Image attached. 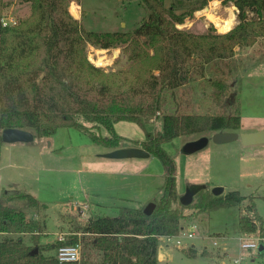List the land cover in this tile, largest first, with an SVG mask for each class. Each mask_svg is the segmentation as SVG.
Wrapping results in <instances>:
<instances>
[{
    "label": "trees",
    "instance_id": "obj_1",
    "mask_svg": "<svg viewBox=\"0 0 264 264\" xmlns=\"http://www.w3.org/2000/svg\"><path fill=\"white\" fill-rule=\"evenodd\" d=\"M26 1L30 12L16 24L0 22V129H26L42 138L61 127L76 128L113 150L121 147L123 138L115 123L128 120L145 126L148 117L159 113L162 130L148 134L142 147L161 159L165 184L161 197L153 199L156 206L150 215L144 212L145 206H121L117 215L91 216L64 242L56 240L55 247L48 244L52 250L61 244L82 243L77 233H89L92 237L83 243L81 259L75 262H60L54 253L46 254L48 250L36 235L31 244L26 243L23 234L39 230L40 222L27 218L23 210L2 208L0 264H159L160 237L179 234L185 228V214L175 206L179 200L176 162L162 144L182 135L241 128V104L234 105L228 98L230 64L237 46H252L264 37V0H228L237 8V23L224 33L212 24L204 33L177 26L209 0H171L169 6L164 0H140L149 10L148 18L133 30L114 32L84 29L70 11L74 0ZM5 7L0 0V20ZM71 10L74 13L73 5ZM90 45L120 48L128 65L117 69L96 65L89 58ZM209 71L213 75L206 78ZM200 77L211 86V97L226 108L233 106L232 112L166 110L169 91L174 95L177 88ZM81 119L97 129L87 128ZM102 127L107 136L102 135ZM19 196L30 206L40 205L31 194L21 192ZM247 198L239 190L214 195L207 186L192 203L181 204L211 212L240 205ZM249 199L252 202L245 210L255 216H240L239 233L264 236V221L251 195ZM181 250L192 258L208 254L194 246Z\"/></svg>",
    "mask_w": 264,
    "mask_h": 264
},
{
    "label": "rangeland",
    "instance_id": "obj_2",
    "mask_svg": "<svg viewBox=\"0 0 264 264\" xmlns=\"http://www.w3.org/2000/svg\"><path fill=\"white\" fill-rule=\"evenodd\" d=\"M4 2L6 7L3 16L12 15L19 18L30 12V4L26 0ZM73 2L79 7L80 21L84 29L89 31H130L138 27L149 15V10L140 0H74L70 4V11ZM164 2L169 6L171 0ZM76 8L73 5L74 13ZM231 13L235 15L236 22L232 26L234 27L237 23V9H234L232 3L228 0H209L205 7L194 12L192 18L187 17L184 23L177 26L195 33H204L212 24L217 32L224 33L227 31L222 30L217 21L227 19ZM88 53L96 65L106 69L128 65L120 48L100 49L90 45ZM117 59L119 60L116 61ZM230 66L233 68L228 77L231 84L228 98L234 105L238 102L241 104L242 126L237 132L264 129V37L259 38L252 46H237ZM212 75L209 71L205 77ZM206 78L200 77L177 88L174 95H171L172 98L169 91L167 96L170 102L165 105L166 110L215 114L222 109L232 112L233 106L226 108L211 97V86ZM83 123L89 129H97L92 123ZM114 127L123 137L121 147H142L143 141L148 139V134H156L162 130L163 117L159 113L150 116L146 119L145 126L125 120L115 123ZM101 133L107 136L104 127L101 128ZM212 134L213 132L182 135L162 144L177 166L179 200L175 202V206L185 214V219L182 220L184 229L194 225L195 235L193 238H184L182 247H177L166 237L160 239L159 244L164 247L160 251L161 255H164L161 264H264L262 250H241L238 245V237L242 234L239 233L240 216H255L254 212L245 210V206L252 202L250 195L255 202L257 213L264 221V144L245 145L240 139L224 143L211 140L207 146L195 152L182 151L185 142ZM33 141H41L46 152H53V167L66 165L70 168L77 163L78 169L81 168L77 173L57 170L45 172L40 186L38 185L42 201L38 206H29L27 199L18 198L12 203L7 202L4 194L10 180H20L26 160L22 158L17 165L14 161L22 157V149L13 147V157L6 155L0 162V209L8 206L23 210L27 215L35 213L38 221L46 224L47 234L36 235L39 243L40 238L49 240L44 245L48 250L46 254L53 253L48 247V244L55 241L53 232L64 229L68 225V218L71 219L68 222L76 227L91 216H115L121 206H144L149 201L161 197L163 193L165 167L155 155L141 158L105 157L103 153L108 150L103 145L92 141L85 131L70 127H61L53 135L35 137ZM1 144L4 146L7 143ZM60 146H65L64 152L56 150ZM29 163L32 167L35 166L34 161ZM21 184L25 185L22 182ZM189 184H206L211 190L215 186H223L224 193L239 190L248 195V198L240 205L200 212L193 206L184 208L180 202V196ZM65 186L72 189L66 191ZM86 205L89 208L84 215L82 211H85ZM250 235L258 234L255 232ZM78 236L82 241L81 245L92 237H81L79 234ZM214 241H217L216 246ZM190 246L196 247L200 252L207 250L208 254L187 257L181 248Z\"/></svg>",
    "mask_w": 264,
    "mask_h": 264
},
{
    "label": "crops",
    "instance_id": "obj_3",
    "mask_svg": "<svg viewBox=\"0 0 264 264\" xmlns=\"http://www.w3.org/2000/svg\"><path fill=\"white\" fill-rule=\"evenodd\" d=\"M72 5H75L77 8H76V13L75 14L72 12V10H71V13L73 14L74 17L80 19L79 7L76 5L75 2H73ZM233 7L235 9L234 5H233ZM8 145H10V146H8ZM13 145H18V146H13ZM13 147H18V148L22 149V157H19L20 159L18 158L17 161H14V162H16V165L19 163V160H21L22 158L24 160H26V165H25V162L23 161L24 162V167H23V170H21V173H20V175H21L20 176V180H18V179L10 180V183L7 186L6 190L17 189V190L20 191V193L21 192H25V193L31 194L36 199H38L40 203H41L42 200L40 199V195H39V194H41V189H39V186H40L39 183L41 182L42 176L45 174V172H52L53 170H57L59 172L77 173V172H79L81 170V168L78 169L77 163H74V166H71L70 168L66 167V165L65 166H54L53 167V162H51L52 161V159H51L52 157L51 156H52L53 152H51V151L46 152V150H45L46 148H45V146L42 145L41 141H39L38 143H36L34 141H32V142H13V143H9V144L7 143L4 146L1 144L0 145V155H1L0 156V162H2V159H4V156H6V155L11 156V158L13 157V154L11 153L13 151ZM56 150L64 152L65 146L57 147ZM47 155H49V156H47ZM250 159L253 160L254 158H250ZM29 161H34V165L35 166L32 167L30 165ZM21 182L23 184H25V185H22ZM34 186H36V187H34ZM70 189H72V188L69 187V186H65L64 190L68 191ZM19 194H14V195H6L5 194L6 199H7L6 201L12 203L13 201H16V199H18V198L25 199L24 197L19 196ZM46 207H48V206H46ZM27 218L38 220L37 219V215L35 213L27 215ZM68 221H71V219L68 218ZM68 221H67L68 225L65 226L64 229L62 228V229L58 230L55 233L53 232V234H54L53 238H55L54 239L55 241L51 242V245L53 247H55L57 236L61 232H72V230L75 229L74 228L75 226L72 225L71 223H69ZM45 227H46V224L40 223L39 230H36L34 232L24 233L23 236H24L25 242L28 243V244H31L32 243V236L38 235V234L39 235L47 234V231H46ZM78 234L81 237H82V235H84V236L85 235H90L89 233H83V232H78ZM1 236H2V233L0 232V237ZM163 237L164 236H161L160 239H162ZM48 242H49V240L44 241V240H42L40 238V244L41 245H45ZM162 246H163L162 244H161V246L159 244V248H158L159 264H161V262L164 259V255H161V253H160V251L163 250L162 248H164ZM165 250H167V249H165ZM262 250H264V249H262ZM52 251H53V253H56V248L52 249ZM49 254H52V253H49Z\"/></svg>",
    "mask_w": 264,
    "mask_h": 264
},
{
    "label": "water",
    "instance_id": "obj_4",
    "mask_svg": "<svg viewBox=\"0 0 264 264\" xmlns=\"http://www.w3.org/2000/svg\"><path fill=\"white\" fill-rule=\"evenodd\" d=\"M236 8V7H235ZM0 136L2 142H32L35 135L32 131L19 128H4L0 129ZM240 139L245 145L264 144V129L255 132L239 133L237 131L221 130L214 132L211 136L202 135L196 139L189 140L183 144L182 151L184 153H192L207 146L212 140L216 143L230 142ZM105 157L110 158H130V157H149L151 153L146 149L133 146V147H119L113 150H108L103 153ZM207 187L206 184H189L186 187L185 192L180 196V202L183 205H189L192 203L195 195L202 189ZM225 188L223 186H215L212 188L214 195H221L224 193ZM17 189L5 190L6 195L19 194ZM156 203L154 201L148 202L144 207V212L150 215L155 209ZM38 248L35 249V252Z\"/></svg>",
    "mask_w": 264,
    "mask_h": 264
},
{
    "label": "built area",
    "instance_id": "obj_5",
    "mask_svg": "<svg viewBox=\"0 0 264 264\" xmlns=\"http://www.w3.org/2000/svg\"><path fill=\"white\" fill-rule=\"evenodd\" d=\"M3 26L14 25L18 22V18L12 15H4L0 20ZM88 205L84 207V215L88 210ZM83 214V213H82ZM72 232H61L57 236L59 242H64L68 235ZM195 235V226L191 225L187 230L183 229L179 234L164 236L168 241H173L177 247H182L184 238H193ZM238 245L241 250L251 251L253 249H264V236L257 235L251 236L250 233H242L238 237ZM214 245H217V241H214ZM260 245L262 247L260 248ZM82 245L80 242L76 244H61L56 247V257L60 262H75L81 259Z\"/></svg>",
    "mask_w": 264,
    "mask_h": 264
},
{
    "label": "bare ground",
    "instance_id": "obj_6",
    "mask_svg": "<svg viewBox=\"0 0 264 264\" xmlns=\"http://www.w3.org/2000/svg\"><path fill=\"white\" fill-rule=\"evenodd\" d=\"M210 10V9H209ZM233 12V11H232ZM235 15L234 13H231L230 16L227 19L224 20H218V26L224 30V31H228L229 29L232 28L233 24L235 23Z\"/></svg>",
    "mask_w": 264,
    "mask_h": 264
}]
</instances>
